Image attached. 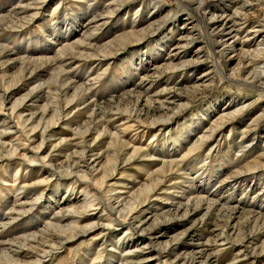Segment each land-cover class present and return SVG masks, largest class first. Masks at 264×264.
<instances>
[{"label": "rangeland", "instance_id": "374dc122", "mask_svg": "<svg viewBox=\"0 0 264 264\" xmlns=\"http://www.w3.org/2000/svg\"><path fill=\"white\" fill-rule=\"evenodd\" d=\"M32 1L36 0H0L5 12L17 8V4L23 6L31 2L28 9L18 13L20 18L25 16L28 20L21 28L0 32V42L16 53L0 58V77L12 81L18 79L20 64L13 60L17 56H52L59 51V46L76 38L82 39L89 48L81 52L82 57L78 53L77 58L65 64L69 65L64 66L67 78L75 82L74 87L91 84L85 91L88 101L95 103L92 104L97 112L100 111L106 129L119 133L125 143L119 161L132 148L141 149L131 160L119 165L117 162L113 176L106 178L105 189L114 183L112 193L128 197L137 191L132 201H142L132 213L139 219L134 223L138 224L134 226L135 231L126 233L125 229L122 231L116 226L99 234L97 227L88 229L92 223H106L108 219L102 208L93 206L78 222L77 237L64 241L53 254L36 264H264V96H260L254 86L240 82L250 81L264 68V56L257 64L249 63L251 58H248L256 44L249 40L264 41V0H237L239 5L245 4L242 11L248 29H243L235 39L226 37L227 45L213 41L208 44L204 29L197 22L195 39L186 47L191 54L200 48L201 62L195 69L182 66L190 59L187 51L179 58L173 57L171 52L175 39L185 30L186 18L195 24V17L177 0H130L116 16L115 12L97 16L89 24L87 17L106 11L108 0H47L45 4ZM152 1L162 6L160 11L152 8ZM228 1L206 0L198 10L206 16L225 4L231 13L235 3ZM210 3H214L213 7ZM35 10L38 13L30 17ZM84 12L86 16H81ZM4 16L1 19H7ZM107 19L111 22L106 23ZM151 20L157 22L152 30H148ZM93 24L100 28L94 29ZM96 30L94 37L91 34ZM248 35L250 38L244 40ZM234 40H244L252 45L230 48L228 44ZM168 53L170 62L179 66L175 72H170L164 65ZM88 54L92 55L87 57ZM216 63L224 70V77L217 71ZM207 70L211 74L206 77L204 72ZM49 78L47 73H41L34 80L22 79L19 90L4 111L8 113L13 101L21 98L31 86ZM67 94H73L72 88ZM233 99L237 102H229ZM32 100L23 103L26 106L24 116L40 113L45 104L43 98L33 96ZM211 106L215 110L210 116L208 113L214 108ZM236 110L240 111L233 120H228L197 149L187 151L211 120L222 111L233 113ZM85 111L88 112L85 104L68 105V113L55 119V125L39 149L40 127L32 132L35 134L32 141L22 140L23 136H20L19 142L40 151L41 159L48 153L55 155L58 164H65V154L70 150H67L70 147L67 144L74 146L79 140L74 135V128H81L85 123ZM133 112H140L139 122L128 117ZM166 115L172 119L152 125ZM255 117H260L256 124L252 123ZM253 125H256L257 137L254 133L240 135L246 126L251 128ZM10 131L14 132H5L3 140L17 143L19 138L15 139V136L19 132L15 128ZM62 140L65 142L56 147ZM108 141L105 136L93 145L95 168L106 165V160L111 159ZM243 141L251 144L241 151ZM19 150L21 154L27 148L23 146ZM26 152L25 156L0 161V215L17 214L20 201L37 197L31 206L27 205L25 213L15 214L16 218L0 229V241L10 239L4 244L6 248L9 245L17 247L26 237L25 233L46 224L64 198L70 197L65 200L69 202L81 196L77 186L71 192L72 189L67 191L66 186L59 189L58 182L66 179L61 167L56 169L59 177L31 185L30 182L41 173L45 175L46 166L40 160L34 162L33 154ZM169 162H172L171 167ZM154 179L158 180L155 190L144 200L139 196V190ZM76 202V205L81 204ZM59 214L66 216V209L62 208ZM72 221L65 219L63 223ZM84 227L88 230L82 231ZM43 242L52 244L49 239H43ZM127 243L135 250L134 255L128 253ZM142 246L144 249L139 251L138 247ZM21 251L34 252L26 247ZM130 256L132 258L128 260ZM16 257L29 264L34 262V256L25 253ZM0 264L7 263L0 260Z\"/></svg>", "mask_w": 264, "mask_h": 264}, {"label": "bare ground", "instance_id": "6f19581e", "mask_svg": "<svg viewBox=\"0 0 264 264\" xmlns=\"http://www.w3.org/2000/svg\"><path fill=\"white\" fill-rule=\"evenodd\" d=\"M37 1L39 3L41 2L42 4H45L47 0H36L32 2L33 3L36 2L37 4ZM129 1L130 0H108L106 11L103 10L102 11L103 13H100V14L96 13L92 16H88L87 17L88 22L86 23L88 24L92 23L96 20L97 16L109 15L111 12H115V16H116L117 14H119L118 11L122 7H124L125 4H127ZM177 1H179L183 5L184 9L189 14H192L195 17V24H193L192 21L189 22V18H186L187 21L183 23L185 30L184 31L182 30V32L179 33V37L175 39L173 43V50H171V52L173 51V57H178V58L185 51H187L188 56H190V59H188L189 61H186L182 64L184 68L192 67V69H195L198 63L201 62L200 53L198 52L200 48H198L197 51L193 54L189 53L188 50L186 49V47L190 43H192V40L195 39V31H196L195 27L197 26L196 24L197 22L200 23L201 26L203 27L204 32H205L206 41L208 44H210L209 41L210 42L213 41V42H216L217 44L223 43L225 45L226 41H224V39L226 37L231 36V37H234L235 39L241 34V31H243V29L247 28L248 21L245 17L244 11H242L244 10L243 7L245 4L239 5V2L237 0L228 1L229 4L232 1H234L232 3H235V6L233 7V10L231 13H229V11L227 10L228 6L227 5L225 6V4H223L222 7L225 6L224 8L219 7L215 13L210 12L206 16H202L200 11L198 10L199 7L202 5V3L206 0H177ZM29 3L31 2H27V4H23V6H21V4H17V8L13 7L12 9L6 12L5 10L1 9V6H0V32L3 31L4 29L21 28V26L28 20H25V16H23V19L20 18L18 13L20 11H24L28 9L30 5ZM152 4H153L152 8L153 9L156 8L155 11H160V9L162 8V6L155 4L154 1H152ZM46 5H49V3ZM210 5L211 6L214 5V3H210ZM211 6L209 7L211 8ZM52 10H55V9H52ZM36 12L37 11L35 10L34 12L30 13V17L32 15H35ZM82 15H85V12L81 14V16ZM3 16L4 18H7V19H1L3 18ZM164 16L165 15H163V17ZM108 21H110V19H107L105 22L107 23ZM156 22L157 21L155 20L150 22L149 25H147V29L152 30ZM93 27L94 29L100 28L98 27L97 24L95 25L93 24ZM79 29L81 28L79 27ZM96 32L97 30L94 31L91 35L95 37ZM71 33H73V31H71ZM250 36L251 35L246 36L244 40H247L248 38H250ZM76 39L77 40H74V41L71 40V42H68L67 40H65L68 43H65L59 46L60 47L59 51L56 52L52 56L43 55V56L33 57V58L29 56H19V57L17 56L13 58V60L14 59L18 60L20 64V71H19L18 79H15L12 81V80H5L4 77H0V120L2 122V125L0 126V161L3 159L11 158L12 156H17V155L25 156L27 154L26 151H28L33 154L34 162H36L37 160H40V162L44 164V166H46L44 167L46 168L45 175H42L41 173L40 176L36 177L38 180H36L35 178L33 181L30 182L31 185L49 182L50 177H53V176L55 178L59 177L60 175L56 172V169L61 167L62 171L64 172V174L62 175L66 177V179L58 182L57 185L59 189L61 187L63 188L66 186L67 191L69 188L72 189V190L69 189L71 192L77 186L78 188H80L79 191L81 192V196L79 195V198L76 200V201H80L81 203L80 205H76L77 202L72 201V200L69 202H65V200L69 199L70 197L64 198V200H62L63 202H59L61 205L59 206V209L57 208L58 210L56 212H53L54 214L51 216L52 217L51 219L56 220V222L50 219L47 221L46 224L44 223V225L38 230L29 231L28 233H25L26 237L23 239V241L19 245H17V247H13L9 245L8 248H6L4 246L6 241L10 242V239L0 241V260H2L3 262H6L7 264H29L25 262V260L18 259L17 258L18 256L16 257V255L19 253H25V255L27 254L28 256L29 255L34 256L33 264L39 263L45 257H48L49 255L53 254L56 251V249L64 243V241L77 237L76 233H79V232H75V230L78 229V222L81 220V218H83L86 215L85 213L88 210H90V208L93 206H96L95 209L100 207L102 208V212L107 213L106 219L107 218L108 219L106 223H100L98 221V222L92 223L90 227L88 228V229H91V228L97 227L99 229V234L103 232H108L111 227H116V226H117L116 228H120L122 229V231H124L123 229H125V232L129 233V232L135 231L134 226H138V224L134 225V223L136 222V219L138 218L136 216H133L132 214L134 209L138 205L142 204L141 200L132 201L133 196L137 194V191L135 193L131 192L128 197H122V195H117L115 193H112L115 190V188H113L114 183L109 184V187H107V189H105V185H106V178L113 176L114 172L116 171V168H118L119 163L123 164L131 160L132 158L140 154L141 149L132 148L131 152L129 154L125 153V155L119 161L118 156L121 154L122 150L125 147V143L121 140L119 133L117 132L111 133L106 129L105 125H103V122H102L103 119L102 117H100V114H101L100 111L99 112L96 111L93 105L95 103H93L92 101H88L89 99L86 96L85 91L88 86L85 87L86 84L83 85L82 83V85L79 84L74 87L75 82L67 78L68 77L66 73L67 68L64 69L65 64L73 60L74 57L78 56V53L80 57H82L81 52H84V50H87V48H89L87 47L86 44H84L82 39L80 38H76ZM251 39L249 41L252 42V44L253 43H256V44L250 56L248 57V58H251L249 63L257 64L259 63L258 60L264 56V41L261 40V42H258L255 40V38H253V40ZM244 40L243 41L234 40L230 42L228 46L230 48H233V47L240 48V47H246V46L252 45L250 42H246ZM106 42H109V40H107ZM2 43L3 42H0V58L4 57L5 55H9L11 53L16 54L14 53L13 49L11 50L7 46L3 45ZM210 46H212V44ZM224 49H225V46H224ZM76 50L77 52H75ZM160 52L158 54H160ZM89 55H92V54H88L86 56L88 57ZM166 55L168 58L167 62L164 63L166 69H168L170 72L172 71L175 72V70L179 66L176 64H173V62L172 63L170 62V57H171L170 53ZM68 66H65V67H68ZM215 66L217 68V71L221 75V77H224L225 75L223 73L224 70L222 69V67H220L218 63H216ZM210 70H207L206 72H204V75L206 77L211 74ZM41 73H44V74L47 73L50 78L44 83H40L39 85L34 84L35 86H31L30 90H28L21 98H17L16 100L13 101L12 105H10V109L8 113H6L4 111L7 108L6 105L11 99V97L13 96V94L19 90V87H20L19 84H21V80L28 79V78L31 80L37 79V77L40 76ZM257 73L259 74L258 75L255 74V76L252 79L250 78V81H247V80L240 81L241 79L237 81L242 82L241 84L254 86L259 91L260 96H264V68H262V70L258 71ZM248 76H251V75H248ZM254 78L256 79V81H254L255 80ZM91 81H92V78H91ZM71 88L73 90V94L69 96L67 93ZM33 96H35L37 99H42V98L45 99V104L41 107L40 113L34 112V113H30L28 116H24L23 108H26V106H24L23 103L27 99L29 102H33L32 100ZM227 102L225 104H227ZM229 102L234 103L237 101L233 99V100H230ZM71 103H74L76 105L85 104V107L87 108L88 112L85 111L87 112V115H86V121L84 120L85 123L82 126L83 128L82 127L79 128L78 126L74 128L75 129L74 135L78 136L79 140L74 143V146L69 143L67 144V146H70L67 148V150L69 149L70 150L68 151V154L67 153L65 154V158H64L65 164L63 163L58 164L56 162V158L54 157L55 155H51V154L48 155V153L45 155L46 157L48 155L49 156L48 158L45 157L41 159L40 151H34L33 149H30L29 147L30 145L26 146V145H23L21 142H19L20 136H23L22 140L32 141L35 138L34 137L35 134L32 135V132L35 129L40 127L41 128L40 141L38 143L37 148L38 149L41 148L45 141V136H48L50 134L52 126L55 125L54 123L55 119L59 118V116H61L62 114H65V113L67 114L68 113L67 107ZM211 107H214V106H211ZM213 110H215V107L211 110V112L209 111L210 113L208 114L210 115ZM239 111L240 110H236L233 113H230V111H222L223 113H220L217 118L215 117L213 120H211V122L208 124L206 128L204 127L205 129L202 131V133H200V135H198V138H196V140L192 144L189 145L187 151L191 152L192 150L197 149L200 143H202L204 140L211 138L216 132L221 130V128L225 125V123L228 120H233L237 116ZM204 114H205L204 116L207 115V113H204ZM47 116L50 117L49 120L45 119ZM128 117H130L133 121H134L133 118H135L139 122L140 112L139 113L133 112V114L131 113L130 116ZM259 118L260 117H255L252 123L256 124L255 121L258 122ZM170 119H172L170 116H167L166 118H163V116H161V119L156 120L155 122H153L152 125H160L161 123L169 121ZM198 119H200V117H198ZM11 128H15L16 131L19 132V135L15 136V139L19 138L17 143L12 142V141L6 142L2 138L5 136V132H10V133L14 132V131H10ZM255 128H256V125H253L251 128H249V126H246V130L244 128V130L241 132L240 135L243 137V136L249 135L250 133H254V135L257 137L258 135L257 133H255L256 131L254 130ZM29 133L32 136H29L28 135ZM105 136H108L109 138L108 147H110V149L112 150L111 156H110L111 159L106 160L107 161L106 165L95 168L94 167L95 163H93L95 160L92 159L94 157V153H93L94 146L93 145L95 144L97 140ZM240 140L242 139L240 138ZM64 142L65 141L62 140V142L57 144L56 147H58V145H61V143H64ZM244 142L245 141L242 142L243 144L241 143V146H240L241 151L244 150L245 147H248L251 144V143L246 144ZM23 146H25L27 150H24L21 154H19V151H20L19 148ZM111 160H113V163ZM117 162H118V165H117ZM168 164H169V167H171L172 162H169ZM83 166L85 167V169L83 170L80 169ZM32 169H35V168H32ZM16 175H17V172L15 173L14 177H16ZM157 183H158V180H155V179L150 181V183L144 186L143 189L139 190V196L141 198L143 197L144 200L148 199L150 193L153 192V190H155ZM23 184L26 186H29L28 184L24 182ZM16 189H21V188H16ZM41 194L43 195L42 192ZM36 198L37 197L31 200L24 199L23 201H20V203L17 205V209L19 207V210L17 214L15 213L16 216H18L20 212L25 213L26 211L25 208L27 207V205L31 206L34 203V200ZM16 199L18 200V198ZM66 205L68 206L66 207ZM62 208H65L67 212L66 216L64 217H62L61 214H59ZM14 209L15 207L12 208V210ZM7 214L6 215L3 214L4 216L0 215V226H1L0 229L5 227V225L8 224L12 219L16 218L15 214H10L8 216ZM65 219H71L73 221L63 223ZM88 229L84 227L82 231H86ZM67 232L69 233L66 234ZM43 239L51 240L52 244L48 245L44 243ZM122 246H123V243H122ZM25 247L29 250H31L32 248L34 252H22L21 250ZM138 248L140 251L141 249H144V246L138 247ZM35 249H37V251H35ZM127 251L130 255H134L135 253V250L131 249L128 243H127ZM131 258L132 256H130L128 260Z\"/></svg>", "mask_w": 264, "mask_h": 264}]
</instances>
